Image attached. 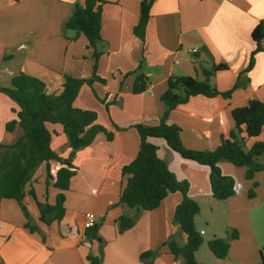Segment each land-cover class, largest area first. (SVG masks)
<instances>
[{
  "label": "crops",
  "instance_id": "obj_1",
  "mask_svg": "<svg viewBox=\"0 0 264 264\" xmlns=\"http://www.w3.org/2000/svg\"><path fill=\"white\" fill-rule=\"evenodd\" d=\"M75 1L0 0L1 87H9L11 78L23 72L43 81L47 94L57 95L65 75H92L95 60L86 37L64 30ZM103 1L95 73L105 82L82 85L73 104L95 111L96 122L113 137L108 140L99 132L90 145L75 151L71 161L76 172L64 191V215L59 222L45 224L39 219L37 201L53 204L58 192L52 183L46 184L44 164L25 185L22 200L34 231L25 226L27 218L15 200L0 198V264H92L88 255L98 257L99 264H145L140 254L157 248L159 254L152 264H180L162 244L169 238L178 244L185 241L173 222L180 193H168L156 208L138 212L133 226L121 233L118 230V217L136 212L119 202L127 180L121 168L138 150L134 125L160 121L165 109L160 95L169 76L188 75L201 80L202 68L223 62L227 69L216 71L210 83L220 92L230 89L255 48L251 31L264 18V0H154L143 40L133 33L141 0ZM260 47L252 68L243 74L241 84L229 98L195 95L168 113L165 122L179 127L186 148L214 149L221 135L234 129L233 108L249 99L264 104V39ZM140 63L148 84L143 92L134 94L135 75L130 72ZM17 111V105L0 92L1 144L13 141L5 125L16 118ZM45 125L51 133V149L60 157H68L71 148L62 125ZM262 139L263 134L246 138L245 145L249 149ZM149 141L157 146L158 157L176 178L189 183L188 195L200 207L194 224L203 243L195 252L196 261L205 264L202 257L209 264H259L260 256H264V170L247 179L246 167L221 160L219 168L234 179L235 193L218 200L210 191L208 166L182 158L162 138L151 137ZM257 160L264 162V153ZM253 182L258 186L249 197L247 191ZM206 206L210 210L207 216L203 213ZM85 212L96 216L95 238L89 237L82 226ZM200 218L203 228L198 226ZM228 228L235 229L238 236L230 240L226 257L216 258L206 249L207 241L226 237Z\"/></svg>",
  "mask_w": 264,
  "mask_h": 264
},
{
  "label": "trees",
  "instance_id": "obj_2",
  "mask_svg": "<svg viewBox=\"0 0 264 264\" xmlns=\"http://www.w3.org/2000/svg\"><path fill=\"white\" fill-rule=\"evenodd\" d=\"M154 0H141L139 19L133 27V33L141 40L145 37L146 26L150 18V8ZM103 0H76L73 12L64 24V30H73L82 33L88 46L92 48L95 63L90 77L78 78L64 76L62 90L57 95H50L44 91L45 84L40 79L23 72L11 78L9 87H1L0 92L9 97L18 107L16 118L7 122L5 130L13 136L12 143H0V198L13 199L21 207L27 218L25 226L34 231L29 223L28 213L22 202L25 195V185L31 181L36 169L45 165L46 184L58 190L55 202H38L39 219L45 224L59 222L64 215V191L68 189L70 179L76 172L72 164L75 151L92 143L99 132H103L108 140L113 134L96 122L97 114L93 110L81 109L74 106V99L82 85L92 86L93 82L104 83L98 77L96 60L100 52L97 44L101 41L100 24L102 19ZM251 38L255 48L248 57L245 68L238 73L233 86L226 91H218L210 83V77L218 70L227 69V64L218 62L210 69H201L203 79L192 76H169L166 80V89L160 95L164 104V111L157 124L137 123L134 128L139 143L136 156L131 162L121 168L122 176H127L126 184L120 194L119 202L136 210L132 216L120 215L117 219L118 230L123 232L133 226L138 218V212L156 208L168 194L178 192L180 202L176 205L173 222L177 223L184 234L185 241L178 244L172 238L166 245L176 261L180 264H199L195 259V252L203 243V237L197 231L194 217L199 213L198 203L189 197V183L178 180L166 162L157 155V146L149 141L151 137L162 138L168 148L178 153L182 158L206 165L209 168V184L212 197L223 200L235 193V181L232 177L222 174L218 163L226 160L235 166H246L245 176L252 179L258 171L264 170V162L257 157L264 153V139L256 140L249 149L243 145L246 138L264 135V104L258 99H249L245 105L231 110L234 129L226 136L221 135L219 144L212 150H194L186 148L179 136V127L167 124L165 119L168 113L177 105L186 102L191 96L203 95L206 97L222 96L229 98L232 91L241 84V78L254 64V55L261 50L260 42L264 39V18L260 19L251 31ZM130 73L134 74L132 92H143L148 84V76L142 71L141 63ZM46 123H59L67 137L71 152L68 157L58 156L50 147L51 133ZM119 129L118 126H115ZM53 162L56 163L53 166ZM256 183L248 191V196H254ZM29 193L34 196L32 189ZM91 238L97 237V226L85 229ZM226 237H213L207 241V246L216 258L226 257L229 242L237 238L235 229L226 231ZM158 248L147 250L140 254V261L152 264L158 256ZM92 264H99L100 259L87 256ZM259 264H264V256H260Z\"/></svg>",
  "mask_w": 264,
  "mask_h": 264
},
{
  "label": "rangeland",
  "instance_id": "obj_3",
  "mask_svg": "<svg viewBox=\"0 0 264 264\" xmlns=\"http://www.w3.org/2000/svg\"><path fill=\"white\" fill-rule=\"evenodd\" d=\"M243 148H244L245 150L248 149V147H247V145H245V143H244V145H243ZM225 161H226V160H225ZM238 167H241V166H238ZM243 167L245 168L246 166H243ZM236 169H237V168H236ZM244 180H245V177L241 175V181H244ZM254 181H256V179H255ZM256 182H257V181H256ZM256 182H255V183H256ZM252 185H253V184L250 185L248 191L252 188ZM256 186H258V183H256ZM256 186H255V187H256ZM261 189H262V188H261ZM261 189H260V190H261ZM248 191H247V192H248ZM255 191H256V188H254V192H255ZM262 192H264V190H262ZM208 210H209V208H208L207 206H206V207H203V211H204L203 213H204L205 216L209 215L210 210H209V211H208ZM203 223H204L203 218L198 219V226H199L200 228H203ZM228 230H229V228H228ZM200 234H201V233H200ZM201 236H202V234H201ZM169 239H170V238H169ZM206 249L208 250L209 248H206ZM208 251H209V250H208ZM200 259L203 260L205 264H209V263H206V262H208V261H206L205 258L200 257Z\"/></svg>",
  "mask_w": 264,
  "mask_h": 264
},
{
  "label": "built area",
  "instance_id": "obj_4",
  "mask_svg": "<svg viewBox=\"0 0 264 264\" xmlns=\"http://www.w3.org/2000/svg\"><path fill=\"white\" fill-rule=\"evenodd\" d=\"M192 51L195 52L196 49H192ZM82 226L84 229H89L96 226V216L93 212L84 213Z\"/></svg>",
  "mask_w": 264,
  "mask_h": 264
}]
</instances>
